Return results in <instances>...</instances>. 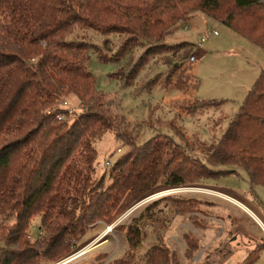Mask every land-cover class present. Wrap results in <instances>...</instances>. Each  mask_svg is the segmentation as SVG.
<instances>
[{
	"label": "trees",
	"instance_id": "1",
	"mask_svg": "<svg viewBox=\"0 0 264 264\" xmlns=\"http://www.w3.org/2000/svg\"><path fill=\"white\" fill-rule=\"evenodd\" d=\"M195 13L264 49V6L259 0H0V264L61 263L88 244L91 231L101 224L114 225L161 191L214 189V181L239 176V170L253 186L264 187V166L254 150L264 138V70L221 138L200 146L204 159L191 153L193 146L181 143L186 136L174 120L165 125L170 135L162 132L145 142L144 125L132 126L119 117L116 101L100 94L88 70L92 55L107 62L102 49L84 41L88 38L79 39V32L121 42L115 53L121 77L137 49L160 44L170 54L164 58L173 77L192 57V47L187 42L168 47L164 42L172 27ZM110 43L106 40L103 50H109ZM135 69L128 72L127 81L136 79ZM178 77L175 85H181V79L184 85L186 72ZM191 80L194 85L181 89L184 100L176 106L185 105L188 112L226 104L189 95L200 86L197 78ZM69 95L77 98L84 112L60 122L59 103ZM107 133L123 141L127 150L110 169L108 183L96 170V144ZM261 146L264 156V141ZM167 200L175 216L200 213L196 197H170L145 210L151 214ZM130 217L113 233L132 252L140 249L146 234L143 216L131 221ZM36 219L38 236L31 229ZM187 220L193 227L200 224L193 217ZM30 229L38 237L34 244L29 241ZM183 237L184 257L194 258L200 241L188 231ZM163 238L158 235L143 264L182 263ZM107 258L97 256L92 264H106ZM115 259L109 264H138L134 255Z\"/></svg>",
	"mask_w": 264,
	"mask_h": 264
},
{
	"label": "rangeland",
	"instance_id": "2",
	"mask_svg": "<svg viewBox=\"0 0 264 264\" xmlns=\"http://www.w3.org/2000/svg\"><path fill=\"white\" fill-rule=\"evenodd\" d=\"M259 4L264 6V0H259ZM213 32H217L219 36H213ZM77 35L79 39L88 38V40L84 41L90 42L102 49V57L107 63L99 62L96 55H92L88 70L94 75L97 90L100 94H104L107 98L116 101L117 106L114 112L132 126L135 124L144 125L145 142L162 132L170 135L171 132L165 125L174 120L177 127L186 136L181 143L183 145L188 143L191 147L193 146L191 153L199 159H204V153H201L200 146L216 143L221 138L230 122L238 113L261 71L264 70V49L203 13H195L192 16H188L186 21L172 27L170 35L166 37L164 44L168 47L181 42L189 43L193 51L191 56L194 55L196 57V62L194 63L190 62V58L185 61L183 68H180L171 78L172 68L165 64L166 60L164 58L170 54H167L168 50H163L160 44L145 45L137 49L131 59H129L128 68H126L121 77L120 66L115 64V53L119 48L120 41L112 36L103 37L97 34L96 37H93V33L90 32H79ZM202 39L205 42L201 47H197ZM106 40L111 41L107 47L109 50H103L105 49L104 42ZM177 49L175 46V50ZM162 50L163 52H160ZM134 67L136 68L135 73H137V77L134 80H128L130 81L128 82L126 77L128 72ZM184 71L186 72L185 84L182 85L183 79H181V85L176 86L175 83L178 82V76H182ZM192 78H197L200 81V86L196 91L191 90L189 95L192 96L194 94L197 98L206 101L226 100V104L220 108L209 109L199 107L195 110L188 109V112L182 108L185 105L176 106V102L184 100L181 89L185 88L187 84H190V86L194 85L191 80ZM126 83L129 86H125L124 84ZM190 86L188 87L189 90ZM65 100L75 108L80 104L74 95H69ZM147 125H151L152 128H147ZM96 149L98 152L96 164L97 176L105 177V181L108 183L110 172L106 175V162L112 159L113 163H116L127 150L123 141L117 140L112 133H107L101 141L97 142ZM118 149H121L122 152L118 153ZM238 172V178L231 175L228 178L214 181V189L206 187L198 188L210 190L216 194L231 193L253 211L256 212V209L263 211L264 196L262 197V194L264 195V189H252L247 174L240 170ZM166 191L168 190L161 191L160 193ZM243 191L247 193H243ZM254 191L257 193L254 194ZM216 194H205L203 192L177 194L151 200L138 208L136 212L130 215L131 217L129 216L130 221L132 218L143 216L141 226L143 232L146 234V238L143 240L140 249L130 252L128 246L122 243L113 231H110L107 227H104V224H101L86 236L89 242L81 250L86 251V253L71 261L70 264H92L94 258L100 255L108 256L106 264L117 260L115 257L124 259L129 255H134V261L138 264H143L145 253L150 246L158 242V235L162 234L164 236L163 242L165 245L172 238L177 237L179 231L184 239L183 236L188 230L183 226L187 219L190 221L191 217H193V220L197 219L200 221V224L194 227L190 221L188 223L190 228L188 232L198 239V241L200 239L201 250L204 252L203 259L198 263L195 262L197 253L194 254V258L186 259L183 251V262L181 264H208V262H203L209 253L206 250L207 246L217 248L227 241L231 242L228 243L229 245H236L240 241L236 235L228 231L229 229L226 227L228 223L225 222L220 226V229H225V233L219 238L214 233L202 231L207 227L208 218L212 215V212L209 210L210 204L206 200L209 199L210 195ZM170 197H196L197 200L200 199L199 203L195 205L197 211L200 213L191 216L187 214L175 216L173 210L170 208L171 203L168 200L156 206L154 209L155 215L152 214L154 211L149 214L150 212L145 210L155 201ZM230 209L233 210V208ZM234 213L236 214L237 212ZM257 214L264 222V215L259 212ZM128 215L123 217V221L129 218H126ZM242 217L239 220H243ZM244 221L247 222L250 228H255L254 224L248 222L247 219ZM39 223V219L32 222L33 227L31 229L35 236H38ZM194 228L198 231L197 236L191 232ZM31 229L28 231L29 241L31 244H34L38 237H33ZM261 229V235L264 238V229ZM257 239L259 238L257 237ZM259 242H262V238ZM244 244L248 245V242L239 244V253L242 251L241 248ZM81 251L76 253V255ZM93 254L97 256L93 257Z\"/></svg>",
	"mask_w": 264,
	"mask_h": 264
},
{
	"label": "crops",
	"instance_id": "3",
	"mask_svg": "<svg viewBox=\"0 0 264 264\" xmlns=\"http://www.w3.org/2000/svg\"><path fill=\"white\" fill-rule=\"evenodd\" d=\"M263 141L264 138L255 145L254 150L257 154L259 163L264 166V156L262 155L261 146ZM235 177L238 178L239 176ZM250 185L252 186V189H264V187L261 186H253L251 183ZM243 193L247 192L243 191ZM255 193L257 192L254 191V194ZM263 196L264 195L262 194V197ZM206 201H208L210 204L209 210L210 212H212V215L208 218L207 229L203 231L206 233H214L215 236L219 238L225 233L224 228L223 230L220 229L221 224L225 222L228 223L226 226L227 229H229L228 231H231L233 235H236L237 239L239 238L240 241L236 245H229L228 243L231 242L227 241L226 243L221 244L217 248H210V246H207L206 250L209 251V253L207 254L205 260H203V262H208V264H264V238L261 235V228L264 229V222L259 218L257 214V212H259L264 215V209L263 211L256 209L257 211L255 212L249 207H247L245 204H243L241 201H239L236 196H233V194L231 193L218 194L217 196L210 195L209 199H207ZM230 208H233V210H231ZM234 212L237 213L235 214ZM241 216H243V220H239L241 219ZM245 219H247L248 222H250L251 224H254L255 228H250L247 225V222L244 221ZM257 237L259 239H257ZM261 238L262 242H259ZM244 242H248V245L244 244V246L241 248L243 253L242 251L239 253L240 249L238 248V246L240 243L243 244ZM198 254H202L203 257L204 252L200 250ZM202 257L201 260L203 259Z\"/></svg>",
	"mask_w": 264,
	"mask_h": 264
},
{
	"label": "built area",
	"instance_id": "4",
	"mask_svg": "<svg viewBox=\"0 0 264 264\" xmlns=\"http://www.w3.org/2000/svg\"><path fill=\"white\" fill-rule=\"evenodd\" d=\"M214 36H218L217 32H213ZM205 42L204 39L201 40L200 44L197 47H201L202 44ZM190 62L194 63L196 62V57L192 56L190 58ZM59 109L62 111L57 115V120L60 122H65V121H72L73 119L77 118L78 116H80L83 112H84V108L81 104H79V106L77 108L72 107L71 104L64 100V101H60L59 103ZM118 153H121V149L117 150ZM113 161L112 159H110L108 162H106L105 164V172L106 175L110 172V169L113 166ZM205 193V194H216L210 190H206V189H202V188H198V187H182V188H176V189H171L168 190L166 192H162L159 193L157 195H154L152 197H149L147 199H145L144 201H142L141 203H139L138 205H136L135 207H133L131 210H129L125 215L129 214L126 218H128L130 215H132L138 208L142 207L144 204L150 202L151 200H155L158 198H162L164 196H172V195H177V194H190V193ZM218 194H216L215 196H217ZM212 196V195H211ZM125 215H123L114 225L107 227L110 231H113V229L115 227H117L119 224H121L123 222V217H125ZM188 231H189V224L186 220V223L184 224V226ZM194 235L197 236L198 231L196 229H193L191 231ZM168 247L173 250L181 259L182 261V254L183 251L185 250V241L182 238V236L180 235V231L178 232L177 237L172 238L171 241L168 243L167 242ZM86 253V251H81L79 254H75L73 255L68 262H66L65 264H69L71 261H73L74 259H76L77 257H80L82 255H84ZM202 257V254H198L196 257L195 262H200Z\"/></svg>",
	"mask_w": 264,
	"mask_h": 264
},
{
	"label": "water",
	"instance_id": "5",
	"mask_svg": "<svg viewBox=\"0 0 264 264\" xmlns=\"http://www.w3.org/2000/svg\"><path fill=\"white\" fill-rule=\"evenodd\" d=\"M71 258V257H70ZM69 258V259H70ZM69 259H67V260H65V261H63V262H61V263H59V264H65L66 262H68L69 261Z\"/></svg>",
	"mask_w": 264,
	"mask_h": 264
}]
</instances>
